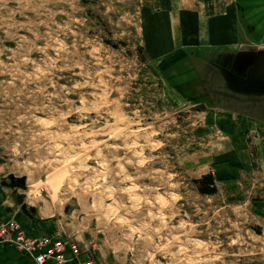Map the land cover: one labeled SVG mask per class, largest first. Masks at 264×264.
<instances>
[{"label": "rangeland", "instance_id": "rangeland-1", "mask_svg": "<svg viewBox=\"0 0 264 264\" xmlns=\"http://www.w3.org/2000/svg\"><path fill=\"white\" fill-rule=\"evenodd\" d=\"M173 3L176 30L171 0H0V218L92 264H264L262 126L238 116L264 119V46L234 0Z\"/></svg>", "mask_w": 264, "mask_h": 264}, {"label": "crops", "instance_id": "crops-1", "mask_svg": "<svg viewBox=\"0 0 264 264\" xmlns=\"http://www.w3.org/2000/svg\"><path fill=\"white\" fill-rule=\"evenodd\" d=\"M174 7H176V5L173 3V0H171V6H170V9L168 10L171 23L169 20L167 21L168 24L170 25V28H168V30L172 28L175 30L179 29L178 28L179 25H181V27H183L184 25L187 26V18L181 16V10L179 11ZM194 10L195 9L188 11V14L191 15L193 18L201 16L199 12H198V15H196L197 11H194ZM211 11L216 12L215 9L213 10L211 9ZM233 12L237 13V17H238L237 19H238L239 24L241 25L240 31L242 33V37H244L243 39L244 41L242 42V44H247L249 46H258V45L264 46V0H234ZM201 19H202V16H201ZM198 26L202 27L204 25L198 24ZM178 34L181 35L179 32ZM156 37H157L156 34H149L150 42L153 43ZM168 37H169V31H168ZM173 39L175 40V42L178 39L176 32H173ZM238 42H241L240 39L238 40ZM195 56L199 57L197 54ZM259 76L261 75L258 74V77ZM262 78H263V86H264V75L263 74H262ZM254 81L255 80H253L252 83ZM262 101H264V98ZM259 103H261V101H259ZM252 107H254V105ZM252 107L249 106V108H252ZM255 107L259 108L257 104ZM238 116L240 118H245L247 122L244 121L243 123L249 126L251 124H252L251 126H255V127L262 126L260 128H257V130L258 132L262 131L263 134L262 135L258 134L257 136L256 134H254L253 143L255 145L256 154L258 155V157H256V160H261L264 163L263 161L264 160V119L256 117V116L254 117L253 115L245 114V113H239ZM225 164L221 165L219 170L224 169L225 172L231 171L229 170L228 166H226ZM234 170H236L237 173H241L245 171V167L238 165V166L233 167L232 171ZM1 216L2 218L0 219L10 218L9 214H5ZM26 225L27 226H23V227L31 235H34V236H39V235H44V234H49V233L51 234L54 232V231L53 232L50 231L51 227H49V224L47 223L35 222V223L30 224L29 222H27ZM0 264H33V261L29 256L19 251L17 248L13 247L12 245L8 243H0Z\"/></svg>", "mask_w": 264, "mask_h": 264}, {"label": "built area", "instance_id": "built-area-1", "mask_svg": "<svg viewBox=\"0 0 264 264\" xmlns=\"http://www.w3.org/2000/svg\"><path fill=\"white\" fill-rule=\"evenodd\" d=\"M0 243L29 256L33 264H92L58 234L31 235L16 218L0 219Z\"/></svg>", "mask_w": 264, "mask_h": 264}, {"label": "trees", "instance_id": "trees-1", "mask_svg": "<svg viewBox=\"0 0 264 264\" xmlns=\"http://www.w3.org/2000/svg\"><path fill=\"white\" fill-rule=\"evenodd\" d=\"M194 183L202 187H208V190H202L199 188V190H201L200 192H206L208 194L216 192L214 180L209 175L203 176L201 179L194 180Z\"/></svg>", "mask_w": 264, "mask_h": 264}, {"label": "flooded vegetation", "instance_id": "flooded-vegetation-1", "mask_svg": "<svg viewBox=\"0 0 264 264\" xmlns=\"http://www.w3.org/2000/svg\"><path fill=\"white\" fill-rule=\"evenodd\" d=\"M210 60V59H207ZM230 61H226L225 62H220L217 60V58H214L212 62H210L209 64H213L215 66H217L220 70H227L228 72L232 69V67H229L230 64H232V62L229 64ZM228 66V67H227Z\"/></svg>", "mask_w": 264, "mask_h": 264}, {"label": "water", "instance_id": "water-1", "mask_svg": "<svg viewBox=\"0 0 264 264\" xmlns=\"http://www.w3.org/2000/svg\"><path fill=\"white\" fill-rule=\"evenodd\" d=\"M262 68H259V75L263 74L264 75V72L261 70ZM257 83V81H255Z\"/></svg>", "mask_w": 264, "mask_h": 264}]
</instances>
